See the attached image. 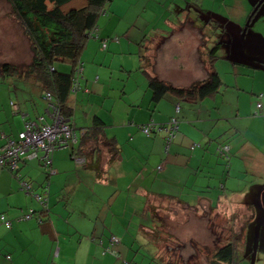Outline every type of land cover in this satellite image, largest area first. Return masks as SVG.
I'll return each instance as SVG.
<instances>
[{
	"label": "crops",
	"instance_id": "1",
	"mask_svg": "<svg viewBox=\"0 0 264 264\" xmlns=\"http://www.w3.org/2000/svg\"><path fill=\"white\" fill-rule=\"evenodd\" d=\"M218 1L225 13L211 9L207 15L206 0H109L94 29L98 38L88 37L80 55L81 87L67 101L77 143L53 152L52 173H44L36 158L20 160L15 171L0 167V216L10 222L8 227L0 221V264H131L125 262L131 244L125 245L134 218L128 211L118 213L123 207L143 216L150 211L160 225L182 207L207 210L220 219L229 214L235 225L226 239L235 234L245 241L238 259L250 258L246 242L252 225L263 217L259 201L264 208V32L254 27L244 48L262 62L220 58L214 63L221 85L212 96L168 92L154 100L142 70L147 65L150 76L179 88L206 79V51L215 42L206 28L213 22L217 31L229 26L232 32L222 41L229 47L258 0ZM6 29L10 41L4 46L1 35L0 65L29 63L31 49L21 27ZM6 52L12 57L8 62ZM218 64L234 77L221 76ZM5 73L0 76V146L22 131L26 120L52 121L36 83ZM95 116L102 121L97 140L82 141ZM174 117L178 130L166 151L164 130L147 136L139 129L168 124ZM220 144L230 147L228 163L216 152ZM73 156L86 157L88 163ZM221 161L227 170L220 168ZM21 181L30 183L34 194L48 188V212H40L31 195L22 192ZM164 208L172 216H165ZM30 209L36 214L23 220ZM111 237L117 241L111 244ZM156 240L148 242L157 253Z\"/></svg>",
	"mask_w": 264,
	"mask_h": 264
},
{
	"label": "trees",
	"instance_id": "2",
	"mask_svg": "<svg viewBox=\"0 0 264 264\" xmlns=\"http://www.w3.org/2000/svg\"><path fill=\"white\" fill-rule=\"evenodd\" d=\"M4 1L10 10L8 16L12 17L17 22V24L21 27L24 36L29 42L31 49V59L29 63L23 65H0V76L6 75L5 71H7L8 74L12 75L21 74L22 77L25 76V79L36 83V87L43 91V97L50 105L51 110L53 111V107L58 108L63 118H65L67 123L71 125L70 118L72 112L67 106V101L70 93H75L77 91L74 90L76 87L75 84L78 83L80 86L78 71L81 69V74L83 71V63L80 59V55L88 37L91 36L98 38V34L94 31V29L97 25V19L99 15L104 11L109 0ZM252 18L253 15L250 16V22ZM207 37H214L213 39H215L216 45L212 48H208L206 51L208 75L203 81L196 82L186 88L174 87L165 81L150 76L148 73V66H142V70L149 76L148 84L152 90L154 100L160 99L165 93L168 92L190 98L212 96L218 92V89L221 85V79L214 68V63L220 59V56H218L217 53L221 47H225L223 46L222 41L228 37V35H226V37L223 39L222 37H216L215 35H208ZM116 39L117 37H115V40ZM106 41L107 40L105 39L101 41L102 47L103 45L106 47ZM223 58L228 59L227 57ZM5 68L7 70H5ZM258 105L259 103L256 105L257 108H260ZM27 122H36L37 124L46 123L44 120H26L25 124ZM101 124L102 121L97 116H95L92 128L85 132L82 141H86L87 139L97 140V133L102 129ZM159 126L164 125H156V128ZM148 128L150 129V132L149 134H146L141 131V126L139 127L140 131L147 136L157 131L151 130L150 127ZM18 134L15 137L7 138H14L16 140L18 138ZM173 138L171 139V142ZM164 145L166 151V137L164 139ZM2 146H0V148ZM224 147H227L226 152L224 151ZM112 148L114 154H117V148L115 146ZM229 151L230 147L228 144H220L216 149L217 154L224 158L227 163L230 158ZM73 157L76 158V156ZM22 159H26V156H21L20 160ZM113 159L114 156L111 157V161H113ZM84 160L88 163L86 157ZM49 195L50 193L48 190L45 207L40 205V212H48ZM34 214H36L35 210L33 212V216ZM235 244L236 243L233 241H230L215 250L213 257L215 258L216 264L237 263L238 254ZM242 244H245V241H242ZM111 252L114 253L115 251L112 249Z\"/></svg>",
	"mask_w": 264,
	"mask_h": 264
},
{
	"label": "rangeland",
	"instance_id": "3",
	"mask_svg": "<svg viewBox=\"0 0 264 264\" xmlns=\"http://www.w3.org/2000/svg\"><path fill=\"white\" fill-rule=\"evenodd\" d=\"M259 1L260 0L252 4V10L249 11L247 16L249 18L251 15H253V19L251 20L245 35L247 41L246 46L249 45L248 39L251 40L253 38L254 27L256 28L258 27L261 31L264 32V4L262 5L261 8L256 9V6L258 5ZM211 9L217 12L222 11L223 13H225V11L227 10L226 7L219 4L218 0H206L207 15H210L212 13ZM7 11H9L7 4L5 3V1L0 0V38L1 35L4 36L5 40L3 41L4 43L3 45L9 47L8 46V43L10 41L9 32L11 30L6 28L11 27L13 29H18V25L17 22L12 17L6 15ZM225 18L226 17L220 19H225ZM248 18L245 19L244 23L242 24L243 25L242 27L245 26V23L247 22ZM211 19L214 18H209V20ZM5 25L8 27H6ZM214 26H215V22L211 23L206 28V32L209 33V35L222 37V39L225 38L226 35H229L228 32L227 33L224 32L225 31L224 27H219V31L221 32H216L217 28H215ZM20 38H21V44L22 45L24 44L26 46L27 43L25 40H22L23 37L21 35ZM210 43L211 45L208 46V48H212L213 46L216 45L215 42L213 43L210 41ZM25 50L23 52L27 54L28 51L26 52ZM246 52L248 53L249 51L246 49ZM230 53L231 51L229 52L228 48L225 49L221 47L220 50H218L217 55L220 56V58L227 57L229 59L231 58V55L233 56V54L231 53L230 55ZM10 54H11L10 52H6L7 55L5 56L6 62L12 60V57L8 56ZM24 56L25 55H23V57ZM27 58L29 59V55L22 60H27ZM218 65H220L219 71L221 76L226 77L229 80H231V78L234 77L233 74H228L226 72H223L221 69V64ZM114 78L121 80V78L117 75H115ZM16 82H17L16 80L14 81L9 80L7 83H16ZM221 167L224 170H227V164L224 163L223 161H221L220 168ZM44 173H47L45 169H44ZM215 182L216 181H212L211 183H215ZM22 192L24 193L25 191L22 190ZM30 195L31 198L34 200V202L40 206L39 201L34 197L35 194L32 193ZM178 195H181L182 198L183 196L187 195V193L185 192L179 193ZM164 209H165V213H164L165 216L167 217L170 215L172 216L168 208H164ZM116 210L119 211L118 213H121L122 211H128L127 215L134 218V222H131V224L127 225L129 226V234L127 236L131 237V239H127L126 242L127 244L125 245L128 246L129 244H131L130 248L127 247L130 249V251L127 257V261H125L131 264H212V263L216 264L213 254L217 248L223 246L225 243L233 241L234 243H236L235 247L237 248V250L242 248V241L237 235L234 234L232 240L227 241L226 239V236L229 235V228L231 230V228H233L235 225V224L232 225L229 222L232 219L231 215L229 214L227 216L223 214V216L227 218L226 219L221 218L222 219L221 220L220 215L218 216V214L216 215L209 214L207 210H201L197 212L194 211L193 209H186L182 207L181 209H177L173 211L174 219L172 221H170V219L169 221L167 219H164V224L160 225L156 222L157 218L151 216L150 211H146L147 216L146 215L143 216L142 214L139 215L134 209L129 210V208L126 207ZM129 211L132 215L129 213ZM223 212H229V211L223 209L222 213ZM219 219L221 221H219ZM129 221H131V219H129ZM254 226L255 225H252V229L249 233V236L247 237V242H246L247 247L245 250H247L248 252H251L253 247L254 230H255ZM144 227L146 229H144ZM159 230L161 232H164V235L160 234ZM223 234L225 236H222ZM156 235H159L160 237ZM149 238L157 239L154 243L155 244L157 243L160 246L161 251H158L156 253V249L153 247V245L149 244L148 242ZM0 251H2V248L0 249ZM239 257L240 259H238L236 264H251V258H247L242 255ZM52 258L55 259L57 258V256L54 255V257ZM254 264H264V225L261 227V230L259 231L258 248L256 251Z\"/></svg>",
	"mask_w": 264,
	"mask_h": 264
},
{
	"label": "built area",
	"instance_id": "4",
	"mask_svg": "<svg viewBox=\"0 0 264 264\" xmlns=\"http://www.w3.org/2000/svg\"><path fill=\"white\" fill-rule=\"evenodd\" d=\"M105 47V45H103ZM78 78L81 76V69L78 71ZM75 91L79 89L78 83L75 84ZM260 107V104L258 105ZM178 109V108H177ZM52 121L45 124H37L36 122H27L24 130L18 134V138H6L4 145L0 148V166L10 169H17L18 161L21 156L25 155L27 159H38L41 166L48 172L52 173V154L57 149L71 148L77 143V133L75 129L67 123L63 118L58 108L53 107L51 112ZM151 130H164L166 134V148L168 149L171 139L177 130V120L172 118L170 122L164 126L142 125L141 131L149 134ZM227 151V147H224ZM223 151V152H224ZM77 162H84L83 158H75ZM21 190L27 194H32L31 184L26 181L20 182ZM48 188L45 187L41 194H35L34 197L39 201V204L45 207ZM33 209L24 214L21 218L28 220L33 216ZM0 221H4L6 226H10V222L5 220L4 216H0ZM115 237L110 238V243L116 242ZM109 251V248L106 249Z\"/></svg>",
	"mask_w": 264,
	"mask_h": 264
},
{
	"label": "water",
	"instance_id": "5",
	"mask_svg": "<svg viewBox=\"0 0 264 264\" xmlns=\"http://www.w3.org/2000/svg\"><path fill=\"white\" fill-rule=\"evenodd\" d=\"M263 2H264V0H260L258 2V5L256 6V9L259 8L263 4ZM249 23H250V17L247 19V22L245 23V26L241 29V31L239 32V34L235 36V38L233 39V42L230 43L229 47H225L226 49L228 48L229 49V52L231 51V53L235 57L234 58L231 55V53H230L231 58H229V59L232 60V61L257 60V61L262 62V60L252 58L248 54L246 55V53L244 52V48H245V35H246V32H247V28L250 25ZM224 30L226 32H228L229 34H230V32H232L230 28L224 27ZM233 35H231V36H233ZM237 58H239V59H237ZM262 63H264V62H262ZM258 208L262 212L263 217L254 226L255 227V230H254V241H253V247H252L251 264H254V262H255V255H256L257 248H258L259 230L262 227V225L264 224V208L261 206V202L260 201L258 202Z\"/></svg>",
	"mask_w": 264,
	"mask_h": 264
},
{
	"label": "flooded vegetation",
	"instance_id": "6",
	"mask_svg": "<svg viewBox=\"0 0 264 264\" xmlns=\"http://www.w3.org/2000/svg\"><path fill=\"white\" fill-rule=\"evenodd\" d=\"M251 256H252V252H250V254H249V257L251 258Z\"/></svg>",
	"mask_w": 264,
	"mask_h": 264
},
{
	"label": "clouds",
	"instance_id": "7",
	"mask_svg": "<svg viewBox=\"0 0 264 264\" xmlns=\"http://www.w3.org/2000/svg\"><path fill=\"white\" fill-rule=\"evenodd\" d=\"M81 158H83V157H81ZM84 159V158H83ZM84 162H85V160H84ZM84 162H82V163H84Z\"/></svg>",
	"mask_w": 264,
	"mask_h": 264
}]
</instances>
